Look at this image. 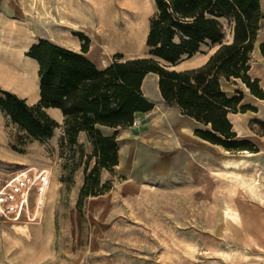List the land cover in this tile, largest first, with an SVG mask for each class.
I'll list each match as a JSON object with an SVG mask.
<instances>
[{"label":"rangeland","instance_id":"1","mask_svg":"<svg viewBox=\"0 0 264 264\" xmlns=\"http://www.w3.org/2000/svg\"><path fill=\"white\" fill-rule=\"evenodd\" d=\"M77 1L100 5L106 16L115 7L116 23L102 29L110 41L89 39L98 64L113 60L116 52L122 58L147 55L145 21L153 0H0V89L20 97L24 90L32 100L38 68L26 53L39 39L80 50L85 39L74 24ZM123 17L137 24L123 25ZM113 31L128 40L115 42ZM263 31L264 17L249 74L264 90L258 46ZM230 38L226 28L225 40ZM220 83L228 95L240 93V104L248 106L228 116L251 150H227L202 139L194 133L202 125L162 104L119 128L118 164L102 168L99 193L81 200L85 167L94 163L87 159L86 138L69 145L60 126L35 139L0 109V181L24 165L51 173L38 223L0 220V264H264V97L240 79Z\"/></svg>","mask_w":264,"mask_h":264},{"label":"trees","instance_id":"2","mask_svg":"<svg viewBox=\"0 0 264 264\" xmlns=\"http://www.w3.org/2000/svg\"><path fill=\"white\" fill-rule=\"evenodd\" d=\"M154 4L145 41L147 55L121 60L115 53L99 69L83 54L89 44L85 35L80 51L42 38L26 53L38 64V101L29 104L26 98L0 89L1 111L29 136L44 139L61 126V139L75 145L79 133H85L91 146L87 159L94 158V163L85 167L79 200L99 193L100 170L118 164L119 128L130 125L136 112L153 107L141 91L142 79L150 71L158 75L165 102L177 105L203 126L194 129L196 135L227 150L253 148L250 141L237 137L228 116L248 106L240 104V93L228 95L220 79H240L253 94L264 97L258 78L249 74L250 54L264 17L260 0H154ZM209 43L218 46L203 64L171 68ZM258 46L264 56V41ZM48 106L60 108L61 123L46 113ZM101 125L113 131L105 134Z\"/></svg>","mask_w":264,"mask_h":264},{"label":"crops","instance_id":"3","mask_svg":"<svg viewBox=\"0 0 264 264\" xmlns=\"http://www.w3.org/2000/svg\"><path fill=\"white\" fill-rule=\"evenodd\" d=\"M261 8L264 9V0H261ZM89 11H91V16L90 17V13ZM155 11V4H154V0H153V12ZM106 12L105 10L100 6V5H93V6H84L83 4H81L79 1H77L76 4V9H75V26L78 27L80 29V32L85 35L88 40L91 39V41H95V42H103L107 44V41L109 40L106 36V33L102 32V29L104 26L106 25H113L116 23V11H115V7L113 6L110 11H108V15L106 16ZM149 18L145 21V35L147 36L148 33V29H149ZM122 24L123 25H135L137 24L136 21L133 18H122ZM91 27H102L101 29H99V31L92 32V28ZM97 32V33H96ZM264 32V31H263ZM263 32H261L259 34V38L262 37L264 34ZM91 34L93 35L91 37ZM110 34L109 32H107V35ZM113 36L116 37V41H126L128 40V38L126 37L125 34L123 33H117L116 31H113ZM110 41V40H109ZM146 41V38H145ZM88 44L87 46V51L84 52L83 54L89 58L99 69L104 68L107 64H109L111 61H108L102 65L98 64V62L93 58V57H97L94 56L91 51L92 48L91 44ZM146 44V43H145ZM63 46V45H62ZM104 46V45H103ZM203 46L207 47V50L203 49ZM217 44H202L199 48L198 51H196L194 54H192L191 56H183L181 58V60H179L174 66H172L171 68H175V69H187V68H192V67H196L199 66L201 64H203L209 57V55L215 50V48L217 47ZM66 47V46H65ZM72 50L75 51H80L77 49V47H68ZM106 49L109 48V45L105 46ZM80 49V48H79ZM119 53L121 55V60L124 59H128V58H133V57H138V56H130L127 58H122V54L120 52H116ZM115 54V53H114ZM31 62L33 63L34 69L38 68V64L36 62L35 59L30 58ZM141 91L144 95V97L149 100L150 102L153 103V107L150 110L147 111H138L134 114V118L133 120H137V118H143L145 117V115H147L148 113L154 111L155 108H158L159 105L162 104H167V105H171V108H174L175 110L178 111V113L180 114V108L175 105V104H168L165 102V100L163 99V97L161 96L159 87H158V75L155 72H147L145 74V76L142 79L141 82ZM33 96H32V100H28V97L26 95V92L24 90H22L21 96L27 99V102L29 104H34L38 101L39 99V85L37 86V88L33 91ZM44 110L46 111L47 114H49L52 118H54L57 122H62L63 119V114L60 110V108L58 107H52V106H48L45 107ZM181 115V114H180ZM188 120L192 121L194 119H192L191 117L185 116ZM179 121V120H178ZM195 121V120H194ZM180 126L178 127L182 128L183 130V125L178 124ZM100 129L105 133V134H109L113 131V128L108 127V126H99ZM186 132V131H185ZM183 132V133H185ZM79 136H84L85 137V133L84 132H80ZM120 136V135H119ZM86 138V137H85Z\"/></svg>","mask_w":264,"mask_h":264},{"label":"built area","instance_id":"4","mask_svg":"<svg viewBox=\"0 0 264 264\" xmlns=\"http://www.w3.org/2000/svg\"><path fill=\"white\" fill-rule=\"evenodd\" d=\"M136 124V120L132 121ZM47 167L24 165L0 181V220L38 223L50 184Z\"/></svg>","mask_w":264,"mask_h":264},{"label":"bare ground","instance_id":"5","mask_svg":"<svg viewBox=\"0 0 264 264\" xmlns=\"http://www.w3.org/2000/svg\"><path fill=\"white\" fill-rule=\"evenodd\" d=\"M263 34H264V32H263ZM7 74V73H6ZM8 76V75H7ZM180 126V125H179ZM178 131L179 132H182L183 133V130H182V128H180V127H178ZM250 154V153H249Z\"/></svg>","mask_w":264,"mask_h":264}]
</instances>
